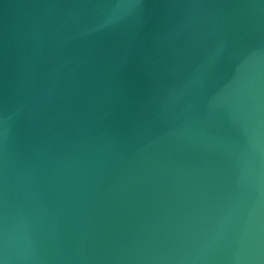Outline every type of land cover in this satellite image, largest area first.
Here are the masks:
<instances>
[{
  "label": "water",
  "instance_id": "water-1",
  "mask_svg": "<svg viewBox=\"0 0 264 264\" xmlns=\"http://www.w3.org/2000/svg\"><path fill=\"white\" fill-rule=\"evenodd\" d=\"M0 264H264V0H0Z\"/></svg>",
  "mask_w": 264,
  "mask_h": 264
}]
</instances>
